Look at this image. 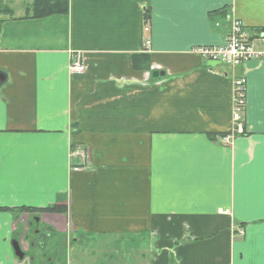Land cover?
Wrapping results in <instances>:
<instances>
[{
  "label": "crops",
  "instance_id": "1",
  "mask_svg": "<svg viewBox=\"0 0 264 264\" xmlns=\"http://www.w3.org/2000/svg\"><path fill=\"white\" fill-rule=\"evenodd\" d=\"M34 2L0 0V262L18 208L59 207L43 218L66 245L118 237L141 264H264V61L230 70L192 52L221 46L232 19L264 33V0H67L38 19ZM236 77L246 133L226 146ZM73 144L88 147L82 170Z\"/></svg>",
  "mask_w": 264,
  "mask_h": 264
},
{
  "label": "built area",
  "instance_id": "2",
  "mask_svg": "<svg viewBox=\"0 0 264 264\" xmlns=\"http://www.w3.org/2000/svg\"><path fill=\"white\" fill-rule=\"evenodd\" d=\"M230 31L221 46L209 47L200 46L192 49V52L207 62H214L235 70L250 61H264V35L258 34L255 38L249 33L238 20L233 19ZM144 32L149 29L144 25ZM260 42L262 48L257 49L254 42ZM149 46V42H145ZM71 70L75 73H83L84 67L80 55L73 56ZM245 87L244 77H236L232 86V129L229 134L220 138L223 145L229 146L237 136L244 134L243 111L245 106ZM72 159H76L77 165L73 170L86 168L89 160V150L86 146H77L70 151ZM242 235V231L239 232Z\"/></svg>",
  "mask_w": 264,
  "mask_h": 264
},
{
  "label": "rangeland",
  "instance_id": "3",
  "mask_svg": "<svg viewBox=\"0 0 264 264\" xmlns=\"http://www.w3.org/2000/svg\"><path fill=\"white\" fill-rule=\"evenodd\" d=\"M142 238L145 239V236L139 237L137 240L142 243L140 241ZM54 245H56V251L52 250ZM136 249L132 239L128 240L127 238L120 240L118 237L90 238L85 236L70 245L59 246L58 240L53 237L45 253L46 257L54 258L55 255H57V259L61 257L59 264H141L143 253ZM39 253L38 246L30 249L27 256L33 258L34 261L31 264L42 263L43 260Z\"/></svg>",
  "mask_w": 264,
  "mask_h": 264
},
{
  "label": "flooded vegetation",
  "instance_id": "4",
  "mask_svg": "<svg viewBox=\"0 0 264 264\" xmlns=\"http://www.w3.org/2000/svg\"><path fill=\"white\" fill-rule=\"evenodd\" d=\"M42 210V209H38ZM46 213L33 212L29 214H15L12 222V230L8 231L6 237L1 238V242H6L8 254L3 257L5 261L0 264H31L34 260L27 256L30 249L38 246L40 248V257L43 260L41 264H59L57 255L54 258L46 257L45 250L50 245V241L55 237L58 240V245L65 244L64 237L54 233L49 225L44 221L43 216ZM76 239H72L75 241ZM17 243L19 252L22 254V259L15 255L14 244ZM66 245V244H65ZM52 250L56 251V245L52 246Z\"/></svg>",
  "mask_w": 264,
  "mask_h": 264
},
{
  "label": "trees",
  "instance_id": "5",
  "mask_svg": "<svg viewBox=\"0 0 264 264\" xmlns=\"http://www.w3.org/2000/svg\"><path fill=\"white\" fill-rule=\"evenodd\" d=\"M66 13H67V0H35L31 18L38 19V18H43V17H47V16H52V15H65ZM144 20H145L144 22L147 23V21H148L147 12L145 13ZM257 33H259L260 35H263V32H261V33L257 32ZM140 58L144 59L146 62L147 61L146 59L148 57L141 56ZM134 68H136L135 64H134ZM0 75L3 76L4 78H6L5 75L1 72H0ZM229 133L230 132L222 135L221 137H224ZM77 146H84V145L73 144V145H71V148H70L71 151ZM71 161H72L71 162L72 168L78 166L76 159H71ZM9 210L10 209H8V208H0V211H9ZM38 211L46 213V214L63 213V209L59 208V207H48V208L42 209V210L22 207V208H18L15 211V214H17V213L29 214V213L38 212Z\"/></svg>",
  "mask_w": 264,
  "mask_h": 264
},
{
  "label": "water",
  "instance_id": "6",
  "mask_svg": "<svg viewBox=\"0 0 264 264\" xmlns=\"http://www.w3.org/2000/svg\"><path fill=\"white\" fill-rule=\"evenodd\" d=\"M162 75H163L162 73L154 72V73L152 74V77L156 78V77H158V76H162ZM4 82H5V78H4L3 76L0 75V85H1L2 83H4ZM14 250H15V255H16V257H18L19 259H22V254L19 252V247H18L17 243L14 244Z\"/></svg>",
  "mask_w": 264,
  "mask_h": 264
}]
</instances>
